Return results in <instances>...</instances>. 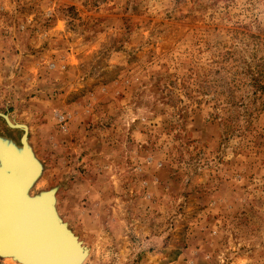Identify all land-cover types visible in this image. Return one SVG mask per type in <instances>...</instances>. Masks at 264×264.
<instances>
[{"label":"rangeland","instance_id":"rangeland-1","mask_svg":"<svg viewBox=\"0 0 264 264\" xmlns=\"http://www.w3.org/2000/svg\"><path fill=\"white\" fill-rule=\"evenodd\" d=\"M2 115L83 264H264V0H0Z\"/></svg>","mask_w":264,"mask_h":264},{"label":"water","instance_id":"water-1","mask_svg":"<svg viewBox=\"0 0 264 264\" xmlns=\"http://www.w3.org/2000/svg\"><path fill=\"white\" fill-rule=\"evenodd\" d=\"M8 125L16 126L23 129V134L20 137V144L23 145L22 153L25 154L30 161V159L35 162L36 165V179L41 171V166L38 161L34 158V156L30 152V148H28V144L26 143L27 139V127L22 124H11L8 118L5 115H2ZM0 148L6 150H12L13 154L19 157L21 153L19 149L14 147L13 145H6L3 142H0ZM0 174L3 177L4 182L7 187V201L4 204L0 200V226L3 224V221L9 225L16 226L18 223L22 224V220H20V215L22 216V212L27 213L28 215L37 208V218L38 223L35 222L33 227L24 228L22 234V247L9 245L0 251L4 253H8L9 255L15 256L18 261H22L24 264H49L50 257L46 258L45 256L40 255V251L44 249V246L47 242L50 246L55 250L59 248L60 253L62 254V247H66L68 249L77 248L78 243L75 241V237L70 232L71 230L67 227L66 223L61 222L59 217L57 216L56 210L54 209V190H49L45 192H41L38 195H34L32 198L21 197L22 193L26 195L27 188L29 185L36 180H30L29 176L26 179L24 186L20 187L16 184V176H15V167L13 165L9 166L3 156L0 155ZM30 188V187H29ZM18 194H20L18 196ZM7 213V214H6ZM26 214V215H27ZM11 218V219H10ZM38 225H40L38 227ZM7 234V232H6ZM20 248V249H18ZM29 248V249H28ZM26 249L27 252L25 251ZM52 250V249H51ZM52 251L51 253H53ZM58 254V251H55ZM28 253H31L29 255ZM1 254V253H0ZM60 254V255H61ZM41 257V258H40ZM53 260H57V255L51 256ZM79 263V262H78ZM52 264V263H51ZM76 264V263H72Z\"/></svg>","mask_w":264,"mask_h":264},{"label":"bare ground","instance_id":"bare-ground-1","mask_svg":"<svg viewBox=\"0 0 264 264\" xmlns=\"http://www.w3.org/2000/svg\"><path fill=\"white\" fill-rule=\"evenodd\" d=\"M26 143H27V139H26ZM22 147H23V145L21 144V146L19 148V152L21 153V155L19 157L14 155L12 150L8 151L6 149L0 148V155L4 157L5 162L9 166L13 165L15 167V176H16L15 182H17L16 184H18L20 187L21 186L23 187L25 182H26V179L29 176H31L32 174H34L36 171V165L34 164L35 162H33L32 159H30V161H29L27 156L21 152ZM28 148H30V147L28 146ZM30 152L33 155L31 148H30ZM35 177H36L35 174L32 175L30 177L29 181L35 180L36 179ZM4 181L5 180H3V177L0 174V200L5 204L7 201V190H6L7 187H6V183ZM33 183H32V185H33ZM32 185H29V187H31ZM29 187L27 188L26 195L22 193L21 197H27V198L33 197V196H30L28 194V191L30 189ZM19 195L20 194H18V196ZM53 196H54V193H53ZM53 198H54V209H55V197H53ZM37 208H38V206H37ZM37 208H35L29 215L25 212L24 213L22 212V216L20 215V217H19L20 220H22V224L18 223L16 226L13 227V225H9L6 222V220L3 221V224L0 226V249H3L9 245L22 247L23 241H22V235L20 236V234H22L24 228H26V227L27 228L29 227L31 229L35 228V227H33L34 226L33 224L35 222L38 223ZM57 216H58V214H57ZM59 219H60V217H59ZM61 222H63V221L61 220ZM63 223H65V222H63ZM39 226L40 225H38V227ZM6 232H7V234H6ZM70 232L75 237L76 243H78L77 248L75 247L73 249H71V248L68 249L66 247H62V254H61L59 251V248L54 250L50 246V244L47 242V244L44 246V249L39 252L41 257L42 256H45L46 258L50 257V261H52L51 262L52 264H72V263L83 264V260L85 259L86 255H87V248L85 247V245L83 244L82 241L78 240V238L74 235V233L72 231H70ZM18 249H20V248H18ZM28 249H26L25 251L27 252ZM52 251H54V252L51 253ZM55 251H58V254H56ZM0 253H1L0 256H2V257H10V258L18 261V259L13 255H9L8 253H4L2 251H0ZM28 254L31 255V253H28ZM52 255H57L58 259L53 260V258L51 257ZM18 262L24 264L20 260ZM51 263H49V264H51Z\"/></svg>","mask_w":264,"mask_h":264}]
</instances>
